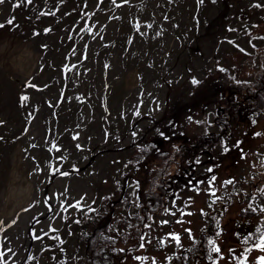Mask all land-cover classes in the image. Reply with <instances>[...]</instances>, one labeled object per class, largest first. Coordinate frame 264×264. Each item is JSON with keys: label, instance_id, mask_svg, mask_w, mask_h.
I'll use <instances>...</instances> for the list:
<instances>
[{"label": "rangeland", "instance_id": "1", "mask_svg": "<svg viewBox=\"0 0 264 264\" xmlns=\"http://www.w3.org/2000/svg\"><path fill=\"white\" fill-rule=\"evenodd\" d=\"M0 25V264H73V216L106 201L141 139L215 133L223 98L264 68V0H4ZM175 165L124 264H171L216 211L219 264H259L234 229L241 212L264 221V109ZM53 233L67 240L52 255Z\"/></svg>", "mask_w": 264, "mask_h": 264}, {"label": "trees", "instance_id": "2", "mask_svg": "<svg viewBox=\"0 0 264 264\" xmlns=\"http://www.w3.org/2000/svg\"><path fill=\"white\" fill-rule=\"evenodd\" d=\"M253 79L249 94L239 100L223 98V103L216 108L213 117L215 133L188 136L186 141L182 139L185 136L183 132L180 134L173 132L174 134L167 138L163 137L164 133L141 139L137 150L125 161L124 170L114 181V189L106 195V201L73 216L76 242L79 244V253L73 258V264H124L127 255L139 243L136 241L135 247L131 245L125 247L128 242L134 240L133 230L137 235L135 238L140 239L138 225L142 226L143 220L149 218L153 212L164 211L165 176L168 174L166 168L170 164L188 163L203 151L213 149L222 143L231 125L246 124L248 120H252L253 115L263 111L264 68L259 69ZM170 112L171 109L163 115L160 127L168 119ZM154 162L156 164H153ZM135 175H140L145 185L142 195L138 193L136 199L132 201V205H135L133 212L135 219H131L129 212L131 202L124 200L126 198L124 191L128 181L134 180V183L139 184L140 178H133ZM254 215L256 211L241 212L238 216L243 222L237 221L234 232L243 249L258 244L260 237L264 235V221L253 223ZM224 217V213L220 211L213 213L208 218L205 231L199 235L195 243L175 255L171 264H219V254L209 252L208 241L214 240L216 246L220 247L219 239L224 232ZM126 223L129 224L123 227ZM245 239L247 243L244 242ZM66 240L67 237L63 239L60 233H53L46 236L43 246L52 250L53 255L60 250V245ZM209 256L212 258L209 259Z\"/></svg>", "mask_w": 264, "mask_h": 264}, {"label": "snow or ice", "instance_id": "3", "mask_svg": "<svg viewBox=\"0 0 264 264\" xmlns=\"http://www.w3.org/2000/svg\"><path fill=\"white\" fill-rule=\"evenodd\" d=\"M4 0H0V3H3ZM30 2V0H29ZM13 21L9 20L8 23L11 24ZM0 27H4V25H0ZM194 83H196V81H193ZM209 172L212 171V169H208ZM213 180H214V177H213ZM212 195H215V192H212L211 193ZM253 211H255V209H253ZM261 211H264V209H262ZM164 223H167V221H165ZM172 239H174L177 243H179V237L178 236H173ZM245 243H247V239H245L244 241ZM208 244H209V252L210 253H216V254H219L221 252V249L219 247L216 246V243L214 240H209L208 241ZM143 246V245H141ZM258 250L260 251H264V235H262L260 237V240H259V244H258ZM3 253L0 252V257H2ZM212 257L209 256V259H211ZM259 264H264V256L260 257L259 258Z\"/></svg>", "mask_w": 264, "mask_h": 264}]
</instances>
